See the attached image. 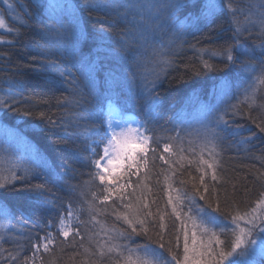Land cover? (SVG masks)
Wrapping results in <instances>:
<instances>
[{
	"label": "snow or ice",
	"instance_id": "snow-or-ice-1",
	"mask_svg": "<svg viewBox=\"0 0 264 264\" xmlns=\"http://www.w3.org/2000/svg\"><path fill=\"white\" fill-rule=\"evenodd\" d=\"M32 2L33 0H25L23 5L14 7L9 0H4L8 12L14 14L19 8L23 15L15 18L19 27H9L0 17V28L6 29L13 36V39L0 43H6L12 48L18 47L19 40L23 36L22 28L30 31L34 24L42 25L36 46L39 48L41 67L47 66L51 70L47 76L50 82L47 86L55 89L56 84L70 82L71 98H57V103L64 106L71 104L75 110L70 126L64 121L58 124L55 120H49L44 131L53 138L54 143L63 147L67 146L69 135L86 133V138L92 139L89 163L97 169L96 178L101 185H104L106 180L108 185H115L114 189L105 188L106 192L120 193L124 188L133 187L131 182L117 180L113 175L116 171L113 165H121V176L130 179L139 172L143 164H146L147 153L157 151L159 141L155 138L154 128L151 125L157 124L160 119L158 86L167 77V69L172 67L176 58L182 54L187 37L195 34L191 30L195 28L196 31H203L204 28H210L219 16L229 18V30L232 35L224 44L213 49L201 50L191 45L201 61L195 74L235 71L247 76L248 86L242 91L250 111L245 113L239 103H231V81L220 77L221 91L217 103H209L205 106L201 127L206 136H210L213 141L221 145L231 140L236 142L237 146L244 145L250 149L254 147L255 138L264 139V115L251 114L252 110H255L252 109L257 92L255 85L257 81L264 84V2L253 5L255 11L250 9L245 13L234 6L233 0H197L200 7L198 14L188 16L184 20L179 19L178 13L189 6V0H34V9L27 6ZM83 12L89 15L95 14L92 32L86 27H81L83 18L80 13ZM240 16L244 17L245 23L240 22ZM68 20H71L70 24L67 23ZM106 22L110 23L105 26ZM113 24L122 25L118 34L113 33ZM253 36L259 41L258 52L249 48L247 44ZM88 40L93 42V47L85 50L83 45ZM130 53L132 59L129 62ZM102 56L129 64L128 71L131 74L132 84L137 80V74L131 71L132 66L139 69L148 63L152 64L150 72H142L139 75L140 96L147 106L148 115L142 124L138 122L136 129L126 128L127 121L117 119L115 123L121 126V131L117 132L112 127V122L107 119L111 116L110 112L107 113V117L103 110L98 115L95 113L98 94L93 72L101 62ZM32 59L33 62L36 61L35 56ZM73 67H78L79 73L72 72ZM125 82L121 81L119 76L111 74L106 90L110 95H118V90ZM34 99L39 103H49L41 93H34ZM112 103V99L109 98V106ZM261 107L264 108V105ZM0 112L14 113L20 117L33 115L29 97L25 93L24 86L18 81L8 80L0 83ZM38 115L43 122L44 113L38 112ZM245 115L255 125V131L242 124L233 127L230 123L236 117ZM58 128L62 129L65 135L57 138ZM172 130L177 133L176 138H179L184 129L179 122H175ZM133 131L134 139L126 138L121 142V137H125L126 132ZM245 133L249 134L245 135ZM4 135L8 139H15L18 143L22 142L21 137L14 136L7 130ZM5 145H0V158L12 155L10 148ZM164 151H169L168 144H164ZM15 156L16 160L11 162L12 166L9 169L11 181L7 176H0V189L16 190L29 207L37 211L51 212L55 201L51 198L47 178L53 175V171L47 161L38 152L30 150L27 145L24 151H17ZM160 159L168 162L163 155ZM205 163V160H200L201 165ZM207 169L212 170V179L215 180L214 164L207 162ZM65 171H68L67 167ZM205 175L207 172H203L199 179L204 191L207 192L208 188L204 184ZM139 186V183L135 185V187ZM193 187L196 188L195 184ZM172 191L176 195L169 194L168 204L172 207V214L181 221L184 228L183 264H255L250 256L257 252L264 255V209L261 208L264 200H258L256 206L248 211L243 213L237 211L232 214V226L229 227L218 214L213 215V212H220L218 207L211 212L200 207L196 217H192L189 213L182 214L178 208L182 207L183 201L186 200L189 205H193L195 197L180 189ZM132 195L135 196L136 203L124 205L130 211L122 216L116 214L118 220L122 219L131 228V234L115 225L105 229L106 232L111 233L110 240L125 241L123 244H112L108 248L109 252H116L119 256L117 264H172V261H175V264H182L171 248L167 250L171 256L169 260L163 251H158L151 243H136L135 247L129 246L128 242L132 241V234L139 236L143 232L145 236L148 235V229L145 227L146 218L153 216L151 211H145L149 209L146 200L136 196L135 192ZM196 195L201 200L205 198L200 194L199 189H196ZM260 196L264 197V191ZM108 199V195L103 197V201ZM124 199L129 197L122 195L121 200ZM160 219L163 221L164 216L161 215ZM188 220H191L193 228L191 245ZM136 224L140 225L139 230L135 227ZM160 227L163 229L164 224L161 223ZM213 228H218L225 236L230 233L231 238L222 240L217 232L212 231ZM196 229L204 234L200 236L199 242ZM61 234L67 239L69 231L62 227ZM205 236H207L206 240ZM27 239L31 241V246L35 250L33 256L40 252L41 247L44 252H48V245L54 242L51 225L45 235L37 234L36 237H27ZM178 241L179 236H177ZM16 247L19 249L21 245L17 243ZM158 248L162 250L165 245L159 243ZM2 254L0 250V255ZM100 254L104 255L103 252ZM8 258L13 261L21 260L19 252L9 253ZM23 264H30L28 257L23 258Z\"/></svg>",
	"mask_w": 264,
	"mask_h": 264
},
{
	"label": "trees",
	"instance_id": "trees-1",
	"mask_svg": "<svg viewBox=\"0 0 264 264\" xmlns=\"http://www.w3.org/2000/svg\"><path fill=\"white\" fill-rule=\"evenodd\" d=\"M9 2L15 7L23 5L25 0ZM262 2L264 0H233L234 6L245 13L250 9L255 11L252 6ZM27 6L34 9V0ZM199 10L197 0H189V6L178 13L179 19L184 20L188 16H194ZM0 13L9 27H19L18 22L15 21L16 17L23 15L19 8L14 14L10 13L7 11V6L0 0ZM80 15L83 18L81 27H86L89 32H92L95 14L89 15L83 12ZM239 19L242 24L245 23L243 16ZM67 23L70 24L71 20ZM108 23L110 22H106L105 26ZM41 26L34 24L30 31L22 28L23 36L19 40L18 47L12 48L6 43H0V53H3L0 55V83L12 80L22 84L33 110V115L23 117L14 113L0 112V122L7 126L0 130L3 133L5 130L12 133L20 132L23 140L30 143L32 147L30 150L38 152L47 161L53 171V175L47 178V186L55 204L51 212L37 211L25 204L23 197L16 190L0 189V210L2 211L0 213V250L3 252L0 255V264H5L9 253L17 252L20 253L21 260L13 261L8 258L7 264H23L25 256L29 258L30 264H117L119 256L116 252H109L108 248L112 244H123L125 241L110 240L111 233L106 232L105 229L115 225L131 234V228L122 219L118 220L116 214L119 213L122 216L130 211L124 205L136 203L133 192L146 200L149 209L145 211H151L153 216L146 218L145 227L148 229V235L145 236L143 232L139 236L132 234V241L128 242L129 246L135 247L136 243H151L158 251H163L167 259H171L167 251L171 248L180 259L183 255L184 228L181 221L172 214V207L168 204L169 194L176 195L173 189H180L195 197L193 205H189L186 200L183 201L182 207L178 208L182 214L189 213L192 217H196L200 207L209 212L218 207L220 212H213V215L218 214L221 220L229 223H231L232 214L237 211L241 213L248 211L256 206L258 200L264 198L260 196V193L264 191V139L255 138L254 147L250 149L244 145L237 146L236 142L231 140L222 145L213 141L214 145L204 157H200L190 149V144L187 145L188 140L195 139L192 133L188 135L185 131L188 122L182 123L180 120V114L184 109L189 108L188 105L196 110L210 102L217 103V97L221 91L220 77L231 81V103H239L245 113L250 111L242 91L248 86L247 76L235 71L195 74L201 61L191 45L204 50L224 44L232 35L228 17L219 16L210 28H204L203 31H196L193 28L191 31L195 34L187 37L182 54L176 58L175 64L167 69V77L162 80L157 89L160 93L158 110L160 119L157 124L151 125L154 128L155 138L159 141V147L155 153L151 151L147 153V162L137 174L132 175L130 179L127 176H120L117 179L133 184V187L124 188L120 193L106 192L105 188L114 189L115 185H101L96 178L97 171L89 163L92 139L86 138V133L69 135L67 146L63 147L54 143L53 138L44 131L49 120H55L58 124L64 121L70 126L75 110L71 104L64 106L57 103V98H71L70 82L56 84L55 89L47 86L50 84L47 76L51 70L47 66L41 67L39 48L36 46ZM121 28L122 25L113 24V33L118 34ZM10 39H13V36L8 31L0 33V41ZM247 44L252 50L259 51V41L255 36L250 38ZM83 46L87 50L93 47V42L88 40ZM33 56L36 57L35 62H33ZM131 59L130 53L129 62ZM128 68L129 64L123 61L112 57H101V62L97 64L93 72L98 94L95 113L98 115L103 110L107 117L106 109L110 98L113 101L111 105L118 108L121 116L133 115L142 124L148 115V109L140 96L139 75L142 72H150L152 64L148 63L139 69L132 66V73L137 74L135 84L131 83ZM71 71L79 73V68L73 67ZM18 72L21 74L17 75ZM111 74L119 76L121 81H126L118 90V95H110L106 90ZM255 88L257 92L255 102L252 104V109L255 110H252L251 114L264 115V108L261 107L264 105V84L257 81ZM34 93H41L49 103L37 102L34 99ZM38 112L44 113L43 122ZM197 114L196 118L204 119L203 111ZM175 122H179L184 129L179 138H176L177 133L172 130ZM230 123L233 127L236 124H242L253 131L256 130L247 115L236 117ZM248 134L245 133V135ZM63 135H65L63 130L58 128L57 138ZM164 144L169 145V151H164ZM97 151L100 150L97 149ZM161 155L167 159V163L160 159ZM200 158L206 161L204 165L200 164ZM207 162L214 164L215 180L212 179V170L207 169ZM65 167L68 171H65ZM203 172H207L204 177L207 192L204 191V186H201L199 179ZM16 183L19 186L18 182ZM137 183L139 187H135ZM194 184L196 188L193 187ZM196 189H199L200 194L205 197L203 200L196 195ZM105 195L109 196L107 201H103ZM122 195L128 196L129 199L121 200ZM161 215L164 216L163 221L160 219ZM161 223L164 224L163 229L160 227ZM191 224V220H188L189 236L193 230ZM49 225H51L54 242L48 245V252H44L41 247L40 252L33 256L35 250L27 237H36L37 234L45 235ZM62 227L69 231L67 239L61 234ZM135 227L140 229L139 224ZM215 232L222 240L231 238L230 233L225 236L218 228H215ZM177 236H179L178 242ZM17 243L21 245L19 249L16 247ZM159 243H163L165 248L159 249ZM101 252L104 253L103 256ZM258 264H264V259H261Z\"/></svg>",
	"mask_w": 264,
	"mask_h": 264
},
{
	"label": "rangeland",
	"instance_id": "rangeland-1",
	"mask_svg": "<svg viewBox=\"0 0 264 264\" xmlns=\"http://www.w3.org/2000/svg\"><path fill=\"white\" fill-rule=\"evenodd\" d=\"M2 3H4V0H2ZM0 17H2L1 13H0ZM5 24L8 25L6 23V21H5ZM6 32H7L6 29L0 28V33H6ZM210 103H212V102H210ZM188 106H189V108L184 109L183 112L180 114V120L182 121V123L184 121L188 122L187 125H186V130L185 131H186V133L188 135L190 133H192L195 136L194 137L195 139H194V141H189L188 140L187 145L190 144V149L195 154H197L200 157H204L205 154L207 153V151L210 149V147H212L214 145L213 144V140L211 139V137L210 136H206L205 132H204V129L201 127V122L203 120H199L198 118H196V117H198L197 112L201 113L205 107H201L200 106L199 108H197L195 110V108L193 106H191V105H188ZM111 107L108 106L107 109H106L107 113H109V112L111 113V116L107 117V119H109L112 122V127L117 132L121 131V126L115 123V121L117 119H120L122 121L126 120L127 121V125L125 126L126 128L127 127H131L132 129H136L138 127V120L135 119V117H133V116H125V117H123V116H121L119 114L118 110L114 106H111ZM186 118H188V120H186ZM2 125L3 124L0 122V129L1 128L5 129L7 127L6 125H3V126ZM7 131L10 132L9 130H7ZM4 133L1 132V130H0V145H5V140H7V145H5V146H8L10 148V152L12 153V155L7 157V158H0V176H7L8 179L11 180L9 169L12 166L11 162L16 160L15 153L17 151H20V152L24 151L25 145H27L29 149H31L32 147H31L29 142H26L25 139L23 140V136H22V134L20 132L19 133L17 131H14L13 133L10 132V133L14 134V136H19V137L22 138V142H19V143L16 142L15 139H8L7 137H5ZM126 138L127 139H134L135 138V132L134 131L133 132H126L125 137H121V142H123L124 139H126ZM201 159L204 160V158H200V160ZM112 167H114L116 169V171L113 173V175L118 179L121 176V172H120L121 165L115 164ZM96 171H97V169H96ZM105 185L112 186V185H108L107 184V180L105 182ZM262 200H264V198ZM261 208L264 209V204L261 205ZM1 212L2 211L0 210V213ZM197 223H199L198 219H197ZM225 223H227L229 225V227L232 226L231 223H229V222H225ZM196 231L198 232L197 239H198V242H199L200 236L204 235V234L200 233L199 229H196ZM212 231H215V228H213ZM204 238L206 240L207 236H205ZM189 244L191 245V236H189ZM250 258L255 261V264H258V262L261 261V259H264V255H260L257 252V253L252 254L250 256ZM169 260H171V259H169ZM180 260H181V262L183 264V255L180 258ZM172 264H175V262L172 261Z\"/></svg>",
	"mask_w": 264,
	"mask_h": 264
}]
</instances>
